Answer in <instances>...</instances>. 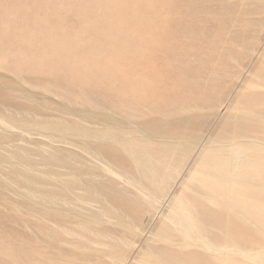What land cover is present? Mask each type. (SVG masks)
I'll list each match as a JSON object with an SVG mask.
<instances>
[{
	"label": "rangeland",
	"instance_id": "obj_1",
	"mask_svg": "<svg viewBox=\"0 0 264 264\" xmlns=\"http://www.w3.org/2000/svg\"><path fill=\"white\" fill-rule=\"evenodd\" d=\"M0 264H264V0H0Z\"/></svg>",
	"mask_w": 264,
	"mask_h": 264
},
{
	"label": "bare ground",
	"instance_id": "obj_2",
	"mask_svg": "<svg viewBox=\"0 0 264 264\" xmlns=\"http://www.w3.org/2000/svg\"><path fill=\"white\" fill-rule=\"evenodd\" d=\"M171 187V186H170ZM166 194H167V192H166ZM175 215H177L178 216V213L175 211V213H174ZM180 216H182L183 215V217L184 218H186V212H183L182 214H179ZM187 219H189V217H187ZM190 221H191V219H189ZM176 220H174L173 222H175ZM187 223L189 224V225H192L193 226V224H192V221L191 222H189L188 220H187Z\"/></svg>",
	"mask_w": 264,
	"mask_h": 264
}]
</instances>
